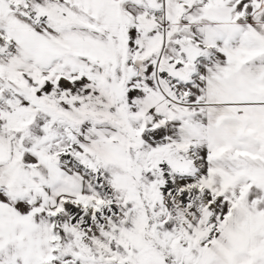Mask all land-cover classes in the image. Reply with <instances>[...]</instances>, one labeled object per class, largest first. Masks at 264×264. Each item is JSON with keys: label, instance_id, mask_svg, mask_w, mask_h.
I'll return each mask as SVG.
<instances>
[{"label": "snow or ice", "instance_id": "snow-or-ice-1", "mask_svg": "<svg viewBox=\"0 0 264 264\" xmlns=\"http://www.w3.org/2000/svg\"><path fill=\"white\" fill-rule=\"evenodd\" d=\"M0 264H264V0H0Z\"/></svg>", "mask_w": 264, "mask_h": 264}]
</instances>
